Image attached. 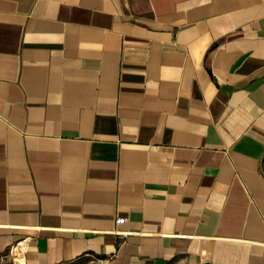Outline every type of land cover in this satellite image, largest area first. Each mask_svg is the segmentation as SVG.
Returning a JSON list of instances; mask_svg holds the SVG:
<instances>
[{"label":"crops","instance_id":"0c3cea01","mask_svg":"<svg viewBox=\"0 0 264 264\" xmlns=\"http://www.w3.org/2000/svg\"><path fill=\"white\" fill-rule=\"evenodd\" d=\"M0 256L264 264V0H0Z\"/></svg>","mask_w":264,"mask_h":264},{"label":"built area","instance_id":"2783aa9c","mask_svg":"<svg viewBox=\"0 0 264 264\" xmlns=\"http://www.w3.org/2000/svg\"><path fill=\"white\" fill-rule=\"evenodd\" d=\"M124 218H117L116 222L117 223H122ZM4 257L0 256V260H2ZM104 260L102 258H94L92 261V264H103Z\"/></svg>","mask_w":264,"mask_h":264},{"label":"rangeland","instance_id":"374dc122","mask_svg":"<svg viewBox=\"0 0 264 264\" xmlns=\"http://www.w3.org/2000/svg\"><path fill=\"white\" fill-rule=\"evenodd\" d=\"M0 264H8V263L6 262V260L4 261V259H2L0 260Z\"/></svg>","mask_w":264,"mask_h":264}]
</instances>
